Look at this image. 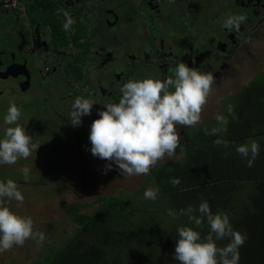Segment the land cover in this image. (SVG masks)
I'll use <instances>...</instances> for the list:
<instances>
[{
	"label": "flooded vegetation",
	"instance_id": "obj_1",
	"mask_svg": "<svg viewBox=\"0 0 264 264\" xmlns=\"http://www.w3.org/2000/svg\"><path fill=\"white\" fill-rule=\"evenodd\" d=\"M65 12L74 20L67 31ZM238 14L247 19L238 31H229L223 22ZM181 62L212 73L215 83L200 122L194 127L176 126L180 145L207 140L198 136V129L205 121L214 123L217 115L228 117L223 103L239 98L240 110L228 117L227 128L235 133L241 130L242 135L221 140L230 145L257 142L258 165L263 170L264 0H0V138L7 127L15 126L4 122L10 102H15L21 109L17 123L40 145L27 159L0 167V181L14 180L24 196L22 204L6 198L5 203L26 216L23 212L36 204L34 200L48 202L51 195L63 191L69 195L59 202L64 217L48 224L54 242L45 245L42 257L68 249L76 237H90L89 225L80 224L72 208L80 207L78 214L92 216L103 206L99 199L108 195L69 203L73 181H79L87 192L101 183L98 172L102 180L106 178L109 161L93 156L90 150L91 123L106 104L119 102L120 88L130 79L165 80ZM76 97L96 103L91 114L73 127L69 114ZM210 143L213 156L219 145ZM178 157H182L180 146L174 156L158 163ZM52 158L64 168L51 169ZM101 162L105 167L98 169ZM111 163L110 171L118 168ZM24 166L31 170L27 182L21 173ZM91 170L97 179L88 181ZM41 227L34 224V230ZM34 243L29 239L14 248ZM6 260L7 251L0 252V264Z\"/></svg>",
	"mask_w": 264,
	"mask_h": 264
},
{
	"label": "clouds",
	"instance_id": "obj_2",
	"mask_svg": "<svg viewBox=\"0 0 264 264\" xmlns=\"http://www.w3.org/2000/svg\"><path fill=\"white\" fill-rule=\"evenodd\" d=\"M66 22L64 30H69L74 23L68 12L64 13ZM247 19L244 14L230 15L223 26L229 31H238ZM165 80L144 78L130 79L120 88L122 96L118 103H108L99 112V118L90 126L89 140L93 156L109 161L105 172L118 167L123 176L147 175L150 169L165 156H174L180 146V135L177 125L194 127L200 122L203 106L212 94L215 77L210 72H200L181 62ZM171 89V90H170ZM96 102L84 97H76L69 114L73 127L82 123V117L90 115ZM228 113L233 114L229 105ZM21 109L10 102L4 122L7 127L3 138H0V164H15L19 158L27 159L40 145L33 142V137L17 122ZM216 120L221 127L205 129L206 135H215L227 130L228 119L217 115ZM214 144L228 146V141L217 139ZM235 151L252 166L258 158L260 145L253 141L250 145L235 146ZM30 168H21L24 181L30 179ZM174 187L180 185L179 178L170 181ZM158 189L148 188L144 198L155 200ZM16 200L23 203L24 196L18 184L8 179L0 181V252L10 250L13 246H23L31 239L42 245L46 239L44 232L34 230V222L30 216H21L10 210L5 203ZM196 209L191 205L181 210L189 220L199 226L201 217H206L210 225V233L201 239L198 231L192 227H180L175 244L174 259L180 264H239V248L243 246L246 236L234 230L226 214H213L209 203L204 200L198 206L200 216L194 215ZM169 216L175 218L177 213L169 210ZM229 239L224 247H218L216 241Z\"/></svg>",
	"mask_w": 264,
	"mask_h": 264
},
{
	"label": "trees",
	"instance_id": "obj_3",
	"mask_svg": "<svg viewBox=\"0 0 264 264\" xmlns=\"http://www.w3.org/2000/svg\"><path fill=\"white\" fill-rule=\"evenodd\" d=\"M198 136L206 138L208 135L205 129H200ZM210 142L182 144L181 158L157 163L145 178L142 191H137L143 198H136V205L120 201L102 206L92 216L78 214L81 208L74 206L73 214L78 216L80 224L89 225L91 236L76 237L68 249L51 251L46 257L37 255L32 262L176 264L174 251L180 227H192L200 233L201 239L211 231L206 217H201L202 224L197 226L187 215L181 214V210L191 205L196 209L194 215L200 216L198 206L206 200L213 214H226L233 229L246 236L239 248V264H264V168L260 170L258 159L249 167L246 159L229 151L212 156ZM223 148L219 146L220 151ZM173 178L180 179L179 186L172 185ZM149 187L159 190L154 200L157 204L139 209V201H152L144 198ZM122 205L130 210L124 213ZM169 210L177 216H169ZM167 222L172 223L167 225ZM229 242L227 238L216 241L218 247Z\"/></svg>",
	"mask_w": 264,
	"mask_h": 264
},
{
	"label": "rangeland",
	"instance_id": "obj_4",
	"mask_svg": "<svg viewBox=\"0 0 264 264\" xmlns=\"http://www.w3.org/2000/svg\"><path fill=\"white\" fill-rule=\"evenodd\" d=\"M224 105L228 107L229 103L226 102L224 103ZM212 127L215 128V127H221V126L218 124L217 120H215L214 123H212V121H205L202 126V128L209 129V130L212 129ZM178 156L180 157L181 155H178ZM45 157L46 155H44L42 158H45ZM1 166L2 164H0V167ZM102 166L105 167L102 162L99 163L98 169ZM50 168L54 170H59V169H63L64 166H63V163L52 158V161L50 163ZM92 171L93 170L90 171L92 175L88 179V181H90V179H97L96 174H94ZM98 173H99L98 180L101 183H95V185L93 187H90L87 192L86 190L81 189L79 181H73V194L71 196V198L72 197L73 198L71 201H69V203H75V202L83 203V201L86 199L88 201H92L94 200L93 198H96L97 196L103 193L108 194L100 198L101 200H99L104 207H108L110 204L111 205L118 204V202L120 201H123L125 203L131 202L135 204L136 198L142 200L143 194L138 193L137 191H142L143 183L145 182L144 175L123 176V174L120 172L118 168H113L111 171L108 170L107 172H105L106 178L102 180V176L100 172ZM6 174H8V172H6ZM117 183H120V187H118V189H116ZM119 189L126 191V192L118 191L117 193V190ZM65 196H69L68 194H66L65 191L58 192V193L51 195V199L48 202H46V200L40 201V202L38 200H34L32 202H35L36 204L26 206L27 209L25 212H23V214L26 213L24 215L30 216L33 219L34 224L42 226L40 228V231L44 233H46L47 231L46 239L42 245H37L35 242L33 247H26L25 245L24 247L17 249V248H14L15 246H13L10 250H7L6 264H34L35 262L34 263L32 262L31 257L28 259L26 258L28 254L30 255L40 254L39 257H42L46 254V251L44 252L42 251V249L45 247V245L47 244L51 245V243L54 242V235H52L51 231L48 230V224L53 223L54 221H58L57 219L64 217V213L60 209L59 202ZM155 204H157V201L155 202L153 200L152 201H139L137 203V205H140L139 209L147 205H155ZM121 207H123L124 213L130 210V208H128L127 205H122ZM88 211H91V209H89ZM170 223L172 222H167L166 224L169 225ZM63 236L64 235L62 236L59 235V238H63ZM72 236L74 235H70L71 238ZM24 250L26 252H24ZM176 264H180V262L177 260Z\"/></svg>",
	"mask_w": 264,
	"mask_h": 264
},
{
	"label": "crops",
	"instance_id": "obj_5",
	"mask_svg": "<svg viewBox=\"0 0 264 264\" xmlns=\"http://www.w3.org/2000/svg\"><path fill=\"white\" fill-rule=\"evenodd\" d=\"M237 101V103L236 104H234L235 102ZM226 102H228L229 103V105H232V107H233V114H235V113H238L239 112V110H240V100H239V98H238V100H233V102H231L230 100H228V101H225L224 103H226ZM224 103H223V105H222V107H223V110H224V112L225 113H228V107H229V105H228V107H226L225 105H224ZM237 107V108H236ZM230 115L229 114V118H231V117H234V115ZM231 116V117H230ZM226 117V116H225ZM227 117V119H229ZM212 128H214V127H212ZM200 129H204V128H199L198 130H200ZM207 130H209V129H207ZM211 130V129H210ZM194 135H195V133H194ZM242 135V131L241 130H238V132L237 133H235V132H232V131H230V129L229 128H227V130L226 131H221L220 133H217V134H215V135H208V136H205L206 138H208L207 140H209V141H215V140H217V139H226L227 137H239V136H241ZM205 138V139H206ZM239 140H243V138H238ZM245 140V139H244ZM248 140V139H247ZM251 143H248V145H250ZM237 145H241V144H237V143H234V145H230V144H228V146L227 147H224L223 149H222V151H220V149L217 151V153L215 154V156H220L224 151H229V152H231L232 154H236V155H238V156H240L239 154H237V152L235 151V146H237ZM178 159V158H177Z\"/></svg>",
	"mask_w": 264,
	"mask_h": 264
},
{
	"label": "built area",
	"instance_id": "obj_6",
	"mask_svg": "<svg viewBox=\"0 0 264 264\" xmlns=\"http://www.w3.org/2000/svg\"><path fill=\"white\" fill-rule=\"evenodd\" d=\"M12 3L14 4V1H12Z\"/></svg>",
	"mask_w": 264,
	"mask_h": 264
}]
</instances>
